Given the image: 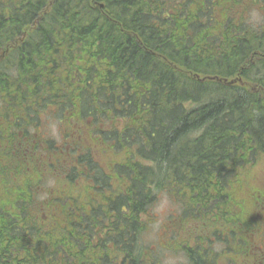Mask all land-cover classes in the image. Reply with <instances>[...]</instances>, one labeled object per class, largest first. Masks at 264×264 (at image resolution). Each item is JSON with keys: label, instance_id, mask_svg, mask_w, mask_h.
<instances>
[{"label": "trees", "instance_id": "1", "mask_svg": "<svg viewBox=\"0 0 264 264\" xmlns=\"http://www.w3.org/2000/svg\"><path fill=\"white\" fill-rule=\"evenodd\" d=\"M253 9L0 0V264H264V190L238 198L264 163ZM161 192L175 209L154 243Z\"/></svg>", "mask_w": 264, "mask_h": 264}, {"label": "rangeland", "instance_id": "2", "mask_svg": "<svg viewBox=\"0 0 264 264\" xmlns=\"http://www.w3.org/2000/svg\"><path fill=\"white\" fill-rule=\"evenodd\" d=\"M241 177L243 179V183L241 185V189L239 191L238 198L246 197L247 196L246 193L249 192L251 188H260V189L264 190V163L261 160H258L254 165L248 166L245 170L242 171ZM47 183L51 184V181H48ZM45 184H46V182H45ZM168 199H169V204L167 207H165L162 211H154L153 212L154 224L151 226V230L149 231L147 238L149 240H154V243H158L157 234H156V230L158 228V225L160 224V222L163 221L165 216L167 214H169L170 211L173 210V208L175 209V205L173 204V201L169 197H168ZM158 200H159V198L157 199V202H158ZM157 202H156V205H157ZM155 208H156V206L154 207V209ZM251 213L252 214L254 213L253 208H251ZM155 218H156V222H155ZM254 244H256V245L260 244L264 248V227L261 230V232L257 234V238H256ZM156 245H158V244H156ZM227 258L228 259L233 258L235 260V262L237 263L242 259V256L240 253H237L235 255L228 253ZM218 264H222V260L219 258H218Z\"/></svg>", "mask_w": 264, "mask_h": 264}, {"label": "clouds", "instance_id": "3", "mask_svg": "<svg viewBox=\"0 0 264 264\" xmlns=\"http://www.w3.org/2000/svg\"><path fill=\"white\" fill-rule=\"evenodd\" d=\"M261 22H264V17H262L255 9L251 10L248 14L249 26L255 28ZM168 204L169 199L167 193L161 192L154 211H162L168 206ZM163 264H188V262L187 258L181 252H167L163 258Z\"/></svg>", "mask_w": 264, "mask_h": 264}]
</instances>
